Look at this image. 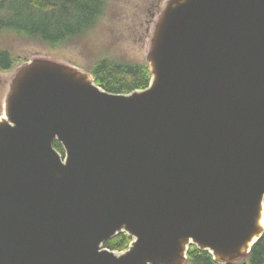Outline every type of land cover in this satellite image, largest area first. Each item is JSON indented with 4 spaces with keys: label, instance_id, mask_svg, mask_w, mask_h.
I'll use <instances>...</instances> for the list:
<instances>
[{
    "label": "water",
    "instance_id": "water-1",
    "mask_svg": "<svg viewBox=\"0 0 264 264\" xmlns=\"http://www.w3.org/2000/svg\"><path fill=\"white\" fill-rule=\"evenodd\" d=\"M146 61L130 94L47 58L0 81V264H188L191 247L247 264L264 237V0H168ZM120 234L125 251L104 248Z\"/></svg>",
    "mask_w": 264,
    "mask_h": 264
},
{
    "label": "trees",
    "instance_id": "trees-1",
    "mask_svg": "<svg viewBox=\"0 0 264 264\" xmlns=\"http://www.w3.org/2000/svg\"><path fill=\"white\" fill-rule=\"evenodd\" d=\"M108 0H0V32L15 30L20 37L36 40L50 47L60 48L71 41L84 39L95 23L105 14ZM8 16H4L7 15ZM14 14V19H9ZM18 19V20H16ZM18 60L10 52L0 53V69L12 71ZM90 73L104 90L116 94H130L145 90L151 82L147 64L118 61L113 57L98 60ZM55 148L64 155L59 142ZM132 238L120 234L104 244V248L122 252ZM188 264H217L208 252L191 247ZM247 264H264V237L253 248Z\"/></svg>",
    "mask_w": 264,
    "mask_h": 264
},
{
    "label": "rangeland",
    "instance_id": "rangeland-1",
    "mask_svg": "<svg viewBox=\"0 0 264 264\" xmlns=\"http://www.w3.org/2000/svg\"><path fill=\"white\" fill-rule=\"evenodd\" d=\"M167 1L108 0L104 17L95 23L88 35L60 48L20 37L15 30L6 28L7 32H0V53L10 52L18 61L12 71L0 69V81L33 58L66 63L89 73L98 60L110 57L118 61L147 64L153 24ZM14 17L11 14L9 19Z\"/></svg>",
    "mask_w": 264,
    "mask_h": 264
}]
</instances>
